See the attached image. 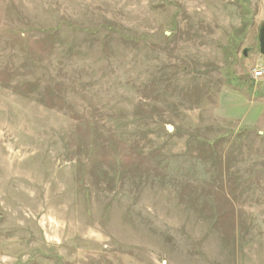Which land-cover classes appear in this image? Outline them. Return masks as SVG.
<instances>
[{"label":"rangeland","instance_id":"rangeland-1","mask_svg":"<svg viewBox=\"0 0 264 264\" xmlns=\"http://www.w3.org/2000/svg\"><path fill=\"white\" fill-rule=\"evenodd\" d=\"M263 25L264 0H0V264H264Z\"/></svg>","mask_w":264,"mask_h":264},{"label":"water","instance_id":"water-1","mask_svg":"<svg viewBox=\"0 0 264 264\" xmlns=\"http://www.w3.org/2000/svg\"><path fill=\"white\" fill-rule=\"evenodd\" d=\"M168 35V34H167ZM258 46H259V53L261 55H264V25L260 28L259 30V35H258ZM243 55H246V52H243ZM166 130L168 132H171L173 128L171 126H166Z\"/></svg>","mask_w":264,"mask_h":264},{"label":"built area","instance_id":"built-area-1","mask_svg":"<svg viewBox=\"0 0 264 264\" xmlns=\"http://www.w3.org/2000/svg\"><path fill=\"white\" fill-rule=\"evenodd\" d=\"M254 77H256V78L264 77V69H261L260 71L256 72L254 74Z\"/></svg>","mask_w":264,"mask_h":264}]
</instances>
